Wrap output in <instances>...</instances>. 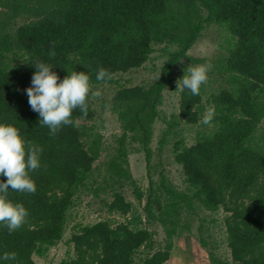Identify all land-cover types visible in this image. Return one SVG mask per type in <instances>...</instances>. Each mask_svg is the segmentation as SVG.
Here are the masks:
<instances>
[{
    "label": "trees",
    "instance_id": "obj_1",
    "mask_svg": "<svg viewBox=\"0 0 264 264\" xmlns=\"http://www.w3.org/2000/svg\"><path fill=\"white\" fill-rule=\"evenodd\" d=\"M211 26L222 30L224 51L209 60L189 56ZM157 46L166 57L159 76L121 82L118 76L142 67ZM37 62L51 65L58 83L85 71L92 91L113 86L111 98L99 110L90 93L88 115L75 109L78 125L51 136L26 95ZM180 63L185 71L178 76ZM207 63L212 69L199 96L177 88L189 66ZM101 67L112 79L96 80ZM165 91L178 95L170 117L162 110ZM107 109L120 129L109 143L97 126ZM208 110L213 119L204 124ZM157 122L156 154L168 147L184 187L164 168L153 177L161 166L152 163ZM0 123L17 127L26 148L32 142L43 150L40 169L29 173L36 192L8 191L29 215L13 233L0 224V256L16 253L0 264H37L35 255L45 257L64 239L74 207L88 196L106 216L74 224L66 241L72 250L58 264H165L192 220L219 210L230 257L210 249L209 263L264 264V0H0ZM133 152L144 154L147 189L132 173ZM202 232L200 226L197 241L205 249Z\"/></svg>",
    "mask_w": 264,
    "mask_h": 264
},
{
    "label": "rangeland",
    "instance_id": "obj_2",
    "mask_svg": "<svg viewBox=\"0 0 264 264\" xmlns=\"http://www.w3.org/2000/svg\"><path fill=\"white\" fill-rule=\"evenodd\" d=\"M224 43L223 32L217 26H211L203 31L202 36L195 43L189 51V56L195 58H206V60L214 59L224 51L222 45ZM159 46L156 47L152 53L150 60L142 67L133 69L127 73L119 75L121 82L126 84H139L149 83L155 80L160 73V67L165 60ZM182 63V62H181ZM176 68V75L181 76L183 69L182 64ZM190 64V63H189ZM202 65V64H201ZM101 91L102 95L97 99L96 107L101 109L103 98H111L113 86L105 85L97 88ZM96 89V90H97ZM164 102L162 105L163 114L167 117L174 112L178 111V95L174 91H165ZM102 110V109H101ZM97 126L106 137L107 143L112 142V135L120 131L116 116L108 109L102 112L101 120L97 121ZM161 122L156 123V136L153 141V149L155 154L152 163H160V167H153L152 174L156 178L160 168L165 169L168 178L177 186L184 187L182 182L181 168L173 160V157L166 147L165 152L157 156V136L162 128ZM190 131V132H189ZM188 133L194 135L196 127L188 130ZM130 166L133 175L136 177L138 184L141 188L147 189L149 177L147 166L143 153L133 152L129 156ZM157 165V166H158ZM127 195L131 200H135V196L131 189H128ZM106 216L102 211L98 200L93 199L91 196L82 197L73 209V214L65 233L64 239L57 245L50 248L45 257L35 255L37 264H58L63 258L67 257L68 253L72 250L69 244L66 243L73 230V225L76 223H89L96 222ZM224 212L219 210L217 212L202 211L192 220V229L190 233L183 235L176 239V247L174 248V256L165 264H210L208 259V251L212 249L217 256L228 258L229 249L226 246L225 226L223 224ZM200 226H202L203 237L208 239L207 248L203 249L198 243L197 239L200 238ZM165 237L164 231L161 227L156 229V239L158 242L163 241ZM187 238V239H186ZM187 240V242H186ZM181 257V258H180Z\"/></svg>",
    "mask_w": 264,
    "mask_h": 264
},
{
    "label": "clouds",
    "instance_id": "obj_3",
    "mask_svg": "<svg viewBox=\"0 0 264 264\" xmlns=\"http://www.w3.org/2000/svg\"><path fill=\"white\" fill-rule=\"evenodd\" d=\"M37 71L34 73L31 86L26 89L31 109L39 114L40 124L47 126L49 134L55 136L62 125L77 126L72 114L79 109L83 116L88 115V97H101L99 89L92 91L90 77L85 71H73L58 83V75L52 71V66L43 62L34 64ZM212 69L211 63L189 66L185 75L177 81V88L190 90L192 96H199L200 87L207 82L208 72ZM112 79L111 73L101 67L96 80ZM214 110L206 111L203 123L209 124ZM42 148L32 142L27 143L17 127L0 123V176L6 177V182H0V224H3L13 233L20 229L29 215L22 203H13L8 196L9 189L34 194L36 183L30 177V171L40 169V155ZM16 253L5 252L0 260L14 261Z\"/></svg>",
    "mask_w": 264,
    "mask_h": 264
}]
</instances>
